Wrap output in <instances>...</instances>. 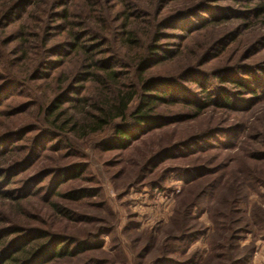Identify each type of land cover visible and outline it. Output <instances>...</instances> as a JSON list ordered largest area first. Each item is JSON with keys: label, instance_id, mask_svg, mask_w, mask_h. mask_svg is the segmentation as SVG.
Here are the masks:
<instances>
[{"label": "rangeland", "instance_id": "rangeland-1", "mask_svg": "<svg viewBox=\"0 0 264 264\" xmlns=\"http://www.w3.org/2000/svg\"><path fill=\"white\" fill-rule=\"evenodd\" d=\"M8 3L0 0V213L68 247L71 257L49 264H264V0ZM124 24L140 29L157 65H130ZM21 29L34 39L20 49ZM74 44L129 84L176 79L150 93L171 90L155 114L170 122L125 150L102 144L109 133L78 146L48 134L39 112L53 89L62 110L88 95V62ZM8 227L6 256L33 237Z\"/></svg>", "mask_w": 264, "mask_h": 264}, {"label": "trees", "instance_id": "trees-1", "mask_svg": "<svg viewBox=\"0 0 264 264\" xmlns=\"http://www.w3.org/2000/svg\"><path fill=\"white\" fill-rule=\"evenodd\" d=\"M19 0H9L8 5L16 3ZM12 6L7 11H2L1 16L7 17L11 11ZM258 15L261 14L262 9L258 10ZM67 20V19H66ZM131 22V20H130ZM133 24L130 23L131 28ZM148 25L145 21L140 22L139 26H143L146 29ZM151 27V26H150ZM125 32L124 45L130 50V65L132 67L147 68L150 64H158L155 62V52L151 48V45L140 46V41L137 37L141 36L140 29L130 30L127 25H123ZM18 40L20 41V49L27 47L29 41L34 39V35H27V30L21 29L19 31ZM28 37V38H27ZM74 41L77 40L76 36H73ZM157 39V36L153 39ZM74 53L82 54L85 56L88 62L89 73L83 79V83L88 84L86 87V96L79 99L78 104L75 103L71 107V110H62L59 105L60 96H57V90L53 89L51 95L47 97V103L41 107L40 116H44V127L51 132H59L61 135H71L70 139L74 141V145L78 146L83 140L95 135L110 134V141L105 140L102 144L112 141V148H118L119 150H125L132 142H135L139 137L154 132L157 129L162 128V124L166 121L164 118L156 116V112L162 104L172 102L171 90L163 97H156L150 95L153 91H158L163 88V84H172L176 82V79L168 80H155V79H142L137 83H127L124 74L117 73L112 70L108 65L109 63L104 60H96L95 57L89 56V51L81 50L76 44L73 45ZM27 51V49H24ZM141 52V56H137ZM26 57V53L24 54ZM167 60V59H166ZM85 61V62H86ZM129 65V66H130ZM189 72H183L181 78L186 77ZM79 80H82L81 77ZM98 88L99 92H91V87ZM91 89V90H90ZM53 96V99L50 98ZM50 107L47 108L46 105ZM225 107H229L230 104H225ZM77 113L79 120L77 121L73 113ZM70 113V114H69ZM2 113H0V116ZM165 125V124H164ZM3 123L0 122V128ZM127 126V127H125ZM130 127L133 132H128L126 128ZM27 134V133H23ZM137 135V137H136ZM105 146V145H101ZM111 148V147H110ZM19 151V148L10 151L11 158L14 157ZM3 158V157H2ZM0 158V159H2ZM10 158V159H11ZM4 159L0 162V167L3 165ZM60 212V211H59ZM64 215V213H62ZM65 216V215H64ZM8 224L9 233L23 235L33 234V237L27 239L24 237L26 243L23 248H15L12 255L6 256L1 251L6 245L5 239H0V261L2 264H49L52 261L64 260L71 257V253L68 251V247L59 245L49 241L44 244L45 240L52 238L51 234L46 233L41 229H27L21 225L20 222L15 224L13 218L6 217L0 213V234L1 227ZM53 237L52 239H54ZM24 240V241H25ZM68 244V242H65Z\"/></svg>", "mask_w": 264, "mask_h": 264}]
</instances>
